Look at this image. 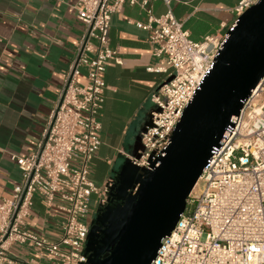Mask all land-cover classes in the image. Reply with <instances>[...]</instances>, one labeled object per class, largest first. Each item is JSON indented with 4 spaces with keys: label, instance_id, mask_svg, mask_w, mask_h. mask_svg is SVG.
Instances as JSON below:
<instances>
[{
    "label": "built area",
    "instance_id": "obj_1",
    "mask_svg": "<svg viewBox=\"0 0 264 264\" xmlns=\"http://www.w3.org/2000/svg\"><path fill=\"white\" fill-rule=\"evenodd\" d=\"M153 15L151 0H78L75 9L83 24L76 58L60 88L38 144L27 156L11 154L22 181L0 200V264H11L14 245L30 244V264H93L86 252V222L93 196L101 208L109 205L113 182L98 187L91 180V162L101 146V110L107 85L106 67L119 62L109 45L111 17L126 2L140 6L148 23L154 55L159 64L150 72L166 80L151 97V118L141 132L140 156H129L141 180L165 156L186 109L212 70L227 34L191 40L171 8ZM260 0H242L238 18ZM87 76L82 82V70ZM141 187L136 183L133 194ZM45 202L50 217L63 216L56 240L26 229L33 199ZM152 264H264V77L243 101L240 114L228 128L223 143L214 148L207 166L187 199L176 227L161 241Z\"/></svg>",
    "mask_w": 264,
    "mask_h": 264
},
{
    "label": "crops",
    "instance_id": "obj_2",
    "mask_svg": "<svg viewBox=\"0 0 264 264\" xmlns=\"http://www.w3.org/2000/svg\"><path fill=\"white\" fill-rule=\"evenodd\" d=\"M242 0H174V16L183 22L191 40L226 35L238 19L235 8ZM78 0H0V200L10 196L22 181L11 154L27 156L38 144L60 88L76 58L84 26L78 20ZM153 15L168 8L163 0H151ZM146 12L126 2L111 17L109 45L119 62L111 60L104 73L107 85L101 110V146L91 162L90 178L98 187L109 181L114 189L105 208H91L90 234L112 238L133 200V188L141 174L129 156L141 151L139 138L149 121L151 97L166 81L164 73L148 68L160 63L154 55ZM87 71L82 70V82ZM63 216L50 217L42 198L33 199L26 229L39 237L56 240ZM90 239V238H89ZM91 241V240H90ZM30 244L14 245L11 264H30L35 259ZM40 264H48L41 261Z\"/></svg>",
    "mask_w": 264,
    "mask_h": 264
},
{
    "label": "water",
    "instance_id": "obj_3",
    "mask_svg": "<svg viewBox=\"0 0 264 264\" xmlns=\"http://www.w3.org/2000/svg\"><path fill=\"white\" fill-rule=\"evenodd\" d=\"M263 77L264 0H260L229 30L212 70L186 109L165 156L153 171L144 174L104 258H100L102 253L93 251L89 233L86 252L91 253L89 259L93 264L153 263L161 241L171 234L184 213L187 199L213 149L223 143L243 101ZM172 79L168 78L161 87ZM139 144L142 150L141 136ZM129 163L138 171L130 160Z\"/></svg>",
    "mask_w": 264,
    "mask_h": 264
},
{
    "label": "flooded vegetation",
    "instance_id": "obj_4",
    "mask_svg": "<svg viewBox=\"0 0 264 264\" xmlns=\"http://www.w3.org/2000/svg\"><path fill=\"white\" fill-rule=\"evenodd\" d=\"M113 238L114 236L112 238L109 236V238L106 239V234L104 232L97 231L95 235L90 237L93 251L97 254L102 253L100 258H104L108 253V247L113 241ZM90 254L91 253H88V256Z\"/></svg>",
    "mask_w": 264,
    "mask_h": 264
},
{
    "label": "rangeland",
    "instance_id": "obj_5",
    "mask_svg": "<svg viewBox=\"0 0 264 264\" xmlns=\"http://www.w3.org/2000/svg\"><path fill=\"white\" fill-rule=\"evenodd\" d=\"M95 199H96V197L95 196H93V198H92V201H91V208H95V210L97 209V204L95 203ZM90 219H91V216H88V218H87V220H86V222L89 224L90 223Z\"/></svg>",
    "mask_w": 264,
    "mask_h": 264
}]
</instances>
